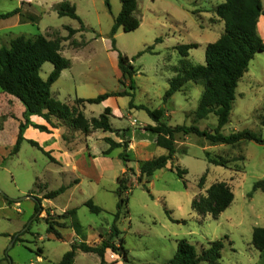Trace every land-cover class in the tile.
<instances>
[{"label": "rangeland", "instance_id": "rangeland-1", "mask_svg": "<svg viewBox=\"0 0 264 264\" xmlns=\"http://www.w3.org/2000/svg\"><path fill=\"white\" fill-rule=\"evenodd\" d=\"M222 1L138 0L140 27L131 32L119 29L113 37L115 19L122 10L120 0H109L110 8L105 0H69L84 29L62 45L61 54L70 66L53 85L52 98L74 107L89 121L111 108L116 132L97 131L86 138L65 125L54 141L55 135L29 127L26 141L14 155L19 118L25 122L20 107L24 106L17 99L10 108V99L0 91V264H59L73 243L82 241L71 227V219L57 218L70 210L77 211L90 246L99 245L101 236L108 239L116 223L121 234L115 244L119 247L120 239L124 240L129 262L109 250L107 264H166L174 258L182 240L198 252L211 242L223 240L220 264H264V251L257 250L252 242L254 230L264 228V190L254 191L255 184L264 180V145L246 141L234 146L214 145L205 137L180 133L176 135L173 162L151 179L142 178L140 173L141 162L167 154L156 145L157 136L147 131V126H196L215 134L216 116L203 120L196 117L202 85L187 83L166 105L164 96L182 66L178 46L197 44L186 60L193 66L205 64L207 45L225 30L217 24L215 14ZM55 2L58 0H31L33 5L27 6L19 0H0V13L21 9L36 18L21 23L20 16L0 20V49L20 36L66 38L67 28L80 30V21L58 15ZM258 33L264 40V22L258 26ZM120 54L127 56L137 71L132 81L122 78ZM53 70L54 66L46 63L42 78L46 80ZM124 92L129 95L114 97L107 106L76 103L78 99ZM141 106L152 111L157 122ZM30 120L38 124L37 118ZM243 131L264 138V52L256 55L240 80L230 122L220 132L230 136ZM107 137L117 143L129 141V148L106 155L110 147ZM31 140L43 150L31 145ZM45 152H51L57 162ZM121 154L128 157L122 159ZM177 167L187 170L184 180L178 177ZM204 176L205 186L200 189ZM118 179L127 188L123 198L128 201L120 211ZM219 182L231 187L235 196L232 205L218 219L197 214L193 201ZM63 186L69 187L65 193L44 199ZM36 198L43 199L44 211L40 214H36ZM89 201L103 212L92 213L85 205ZM49 214L56 222L67 223L66 229H59L62 239L48 234L45 218ZM39 249L44 251L41 257L37 256ZM74 264H101V258L78 251Z\"/></svg>", "mask_w": 264, "mask_h": 264}, {"label": "trees", "instance_id": "trees-1", "mask_svg": "<svg viewBox=\"0 0 264 264\" xmlns=\"http://www.w3.org/2000/svg\"><path fill=\"white\" fill-rule=\"evenodd\" d=\"M110 8L109 0H105ZM122 3L121 13L115 19V25L112 30V36L115 37L119 29L125 32H131L138 29L141 21L137 18L138 0H120ZM25 5V3H23ZM56 11L60 17H69L80 21L82 28L74 30L67 28L68 37L57 36L54 39L43 35L34 38L20 36L13 39L8 47L0 49V91L18 99L24 106V123L19 126V133L16 140L14 155L20 152L22 144L26 141L25 132L29 127H33L42 133L52 134L48 127L34 124L31 117L37 116L44 119L53 129H58L59 124L70 125L74 129L82 132L86 137L94 132L103 131L105 133L116 132L111 124L112 109L107 107L99 118L87 120L81 113H76L74 107L66 103L55 101L52 98V87L60 79L62 72L69 68V62L62 56V45L69 41L78 32L84 29L83 22L77 15V9L69 0H60L56 6ZM216 15L225 24V32L214 43H209L206 47V61L204 65L193 66L186 60L191 50L198 48L197 44L178 46L181 60V69L178 74L170 81L169 89L164 96L166 105L172 97L179 91H182L187 83L200 84L204 87L203 95L196 111V117L200 120L214 115L218 119V127L215 134L202 131L196 126L169 127L166 124L156 126H147L146 130L156 134V145L167 151L166 155L146 160L140 164V173L142 178L151 179L156 172L167 168L173 162L176 154V135L195 134L199 137L207 138L212 144L236 145L240 142H255L264 145V138L250 131H243L224 136L221 130L230 122L233 105L236 100V91L240 80L248 72L250 63L258 53L264 52V40L258 33V23L261 16L264 15L263 0H226L219 5ZM14 16H20L21 22L35 21L36 18L24 14L21 9L9 13H0V20H7ZM115 39L113 44L115 46ZM141 55V54H140ZM46 63H51L54 70L45 80L41 76L42 67ZM119 69L123 79L133 80L136 70L127 56L120 54ZM133 88V82H131ZM129 94L124 93H105L92 99H78L77 104L99 105L112 97H125ZM140 109L147 110L156 120L155 115L149 109L141 106ZM57 120L59 124H56ZM157 122V120H156ZM126 132V131H124ZM106 143L110 146L105 153L109 155L114 150L129 148V141L122 139L121 143L115 142L112 138H106ZM29 143L43 150L39 143L29 141ZM52 162H57L51 156V152H45ZM122 159L128 155L121 154ZM218 164V162H215ZM171 165V170H174ZM177 175L184 180L187 170L176 168ZM206 182V176L202 177L199 188L203 189ZM119 187L117 195L119 202L118 211L128 201L123 198L126 191L125 184L118 179ZM69 187L63 186L56 191L46 194L45 200H52L65 193ZM264 190V180L255 184L254 191ZM235 196L231 187L224 182L215 183L207 190L205 196L199 200L193 201V210L199 215H208L218 219L234 202ZM10 200V199H8ZM12 201V200H10ZM36 214L44 211L43 199L36 198ZM92 213L100 214L103 209L89 201L85 204ZM50 214L45 218L48 225V234L55 235L62 239L59 229L68 227L66 222L59 223L53 220ZM58 219H71V227L82 239L80 243H73L72 250L68 251L59 264H74L77 252L85 254H95L101 258V264L106 263V254L110 250L125 262L128 261V251L124 247V240L120 239L119 247L115 244V239L121 234L116 223L111 229V235L108 239L101 236V243L96 246H90L87 241V235L84 228L77 219V211L70 210ZM119 220V212L115 216V221ZM17 242H21L16 238ZM253 245L259 251H264V228H256L253 232ZM224 241L219 240L208 244L198 252L197 248L186 240L180 241L178 250L173 259L166 264H220ZM44 251L39 249L37 256L41 257Z\"/></svg>", "mask_w": 264, "mask_h": 264}, {"label": "crops", "instance_id": "crops-1", "mask_svg": "<svg viewBox=\"0 0 264 264\" xmlns=\"http://www.w3.org/2000/svg\"><path fill=\"white\" fill-rule=\"evenodd\" d=\"M21 1V3L23 4V3H25V5H27V6H32L33 4L31 3V0H19V2ZM226 0H223L222 2L224 3ZM59 2H60V0H58V2H55L54 4H53V7L56 9V6L59 4ZM222 4V3H221ZM220 4V5H221ZM219 6V5H218ZM217 6V7H218ZM216 7V8H217ZM216 8H215V10H216ZM215 14H216V12H215ZM217 16V15H216ZM217 19H218V22H217V24L218 25H220L221 27H225V24H224V22H222L219 18H218V16H217ZM263 22H264V15L263 16H261L260 17V19H259V23H258V26H259V28H260V26L263 24ZM19 23H21V20H19ZM222 30V32H223V28L221 29ZM224 32H225V30H224ZM223 32V33H224ZM222 33V34H223ZM221 37V36H220ZM219 37V38H220ZM218 40V39H217ZM216 40V41H217ZM215 41V42H216ZM3 95H5V98L6 99H10L9 101H8V106L11 108L12 107V105L14 104V103H16V102H14V101H16L17 99L16 98H14V97H12V96H6L7 94H3ZM114 99V97H112V98H110V99H108L107 101H105V102H103V104H105L106 106L107 105H109V103L110 102H112V100ZM18 101V100H17ZM21 107V112H22V114L25 112V108L24 107H22V106H20ZM114 114H115V112H113ZM35 118H37L38 120H37V122L36 123H38V125H43V126H46V127H49L48 129L52 132V134H50L51 136H54L55 135V137H53L52 139L54 140V141H57V138L58 137H60L61 135H60V133H63L64 132V128H65V125H63V124H59V127H58V129H53L52 127H50L48 124H46V122L42 119V118H40V117H35V116H33L32 117V120L34 121V119ZM22 119L21 118H19V121H18V124L20 125V121H21ZM23 121V120H22ZM29 129H27L26 130V132H25V136L27 135V131H28ZM95 133V132H94ZM93 133V134H94ZM110 133V132H109ZM93 134H91L90 136H88V137H86V138H89V137H91ZM108 138V137H107Z\"/></svg>", "mask_w": 264, "mask_h": 264}]
</instances>
